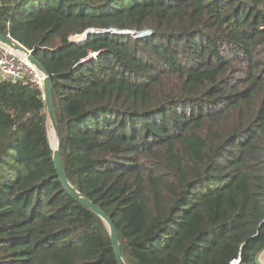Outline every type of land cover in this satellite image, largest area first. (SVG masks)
<instances>
[{
	"label": "trees",
	"instance_id": "obj_1",
	"mask_svg": "<svg viewBox=\"0 0 264 264\" xmlns=\"http://www.w3.org/2000/svg\"><path fill=\"white\" fill-rule=\"evenodd\" d=\"M0 33L50 76L64 174L126 264H255L264 0H0ZM45 114L41 88L0 79V264H118Z\"/></svg>",
	"mask_w": 264,
	"mask_h": 264
},
{
	"label": "water",
	"instance_id": "obj_2",
	"mask_svg": "<svg viewBox=\"0 0 264 264\" xmlns=\"http://www.w3.org/2000/svg\"><path fill=\"white\" fill-rule=\"evenodd\" d=\"M88 32H86L85 35ZM94 32H101V31L95 30ZM108 32L118 33L120 31L108 30ZM82 40H83V37L81 39H77L74 42L79 43ZM0 43L5 46H8L12 50L18 52L20 55L25 57L39 72L40 77H41V90H42L43 104L46 108V114L44 115L45 116L44 118L45 120L47 118L49 119L52 129L54 130L55 136L57 138V146L54 149L51 146L50 148L52 151V160L54 163V169L58 177V180L60 181L63 188L68 192L69 195H71L76 201L83 204L85 207H87L89 210L95 213L98 217H100V219L104 222V224L106 225L108 229L111 245H112L117 263L126 264L121 255V249H120V245L118 241L117 231H116V228L111 218L98 205L90 201L86 196H84L77 189H75L68 182L64 174V170L62 166V159H61V144H60L59 135H58V131H57L56 123H55L54 105H53V98H52V88H51L50 76L48 75V73L46 72L42 64L38 61V59H36L32 50L27 49L22 44H20L18 41L2 33H0ZM263 254H264V248L260 252H258V254L256 255L255 264H264V262L261 260V256Z\"/></svg>",
	"mask_w": 264,
	"mask_h": 264
},
{
	"label": "built area",
	"instance_id": "obj_3",
	"mask_svg": "<svg viewBox=\"0 0 264 264\" xmlns=\"http://www.w3.org/2000/svg\"><path fill=\"white\" fill-rule=\"evenodd\" d=\"M76 35L73 41L81 39ZM0 73L13 82L29 81L41 88V77L37 69L22 55L0 43Z\"/></svg>",
	"mask_w": 264,
	"mask_h": 264
},
{
	"label": "rangeland",
	"instance_id": "obj_4",
	"mask_svg": "<svg viewBox=\"0 0 264 264\" xmlns=\"http://www.w3.org/2000/svg\"><path fill=\"white\" fill-rule=\"evenodd\" d=\"M46 126H47L48 140H49V144H50L49 135H51V142L54 141V135H53V132L51 131L52 130V126H51L50 121H49L48 118H47ZM261 260L264 262V254L261 256Z\"/></svg>",
	"mask_w": 264,
	"mask_h": 264
},
{
	"label": "bare ground",
	"instance_id": "obj_5",
	"mask_svg": "<svg viewBox=\"0 0 264 264\" xmlns=\"http://www.w3.org/2000/svg\"><path fill=\"white\" fill-rule=\"evenodd\" d=\"M52 131H53V135H54V141L51 142L50 146L54 149L57 146V138L55 136V133H54L53 129H52Z\"/></svg>",
	"mask_w": 264,
	"mask_h": 264
},
{
	"label": "crops",
	"instance_id": "obj_6",
	"mask_svg": "<svg viewBox=\"0 0 264 264\" xmlns=\"http://www.w3.org/2000/svg\"><path fill=\"white\" fill-rule=\"evenodd\" d=\"M3 78V75L0 73V79Z\"/></svg>",
	"mask_w": 264,
	"mask_h": 264
}]
</instances>
